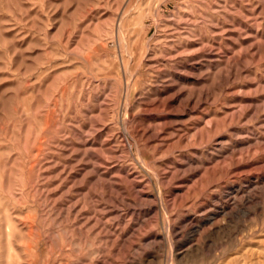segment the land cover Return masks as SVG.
Here are the masks:
<instances>
[{"label":"rangeland","instance_id":"rangeland-1","mask_svg":"<svg viewBox=\"0 0 264 264\" xmlns=\"http://www.w3.org/2000/svg\"><path fill=\"white\" fill-rule=\"evenodd\" d=\"M0 264H264V0H0Z\"/></svg>","mask_w":264,"mask_h":264}]
</instances>
